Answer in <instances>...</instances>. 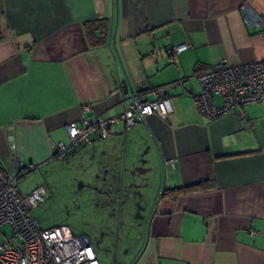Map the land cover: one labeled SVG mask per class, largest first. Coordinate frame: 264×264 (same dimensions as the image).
Returning <instances> with one entry per match:
<instances>
[{"label": "crops", "instance_id": "1", "mask_svg": "<svg viewBox=\"0 0 264 264\" xmlns=\"http://www.w3.org/2000/svg\"><path fill=\"white\" fill-rule=\"evenodd\" d=\"M92 18L109 24L96 46L83 26ZM223 56L264 60V0H0V155L21 163L12 169L20 176L50 161L52 144L68 143L69 122L127 107L120 81L147 89L142 98L164 96L166 117L118 121L75 151L98 158L99 180L142 177L153 196L163 178L176 187L160 199L147 238L142 201H119L133 230L113 263L132 264L144 248L134 264H264V100L209 118L192 97L197 74Z\"/></svg>", "mask_w": 264, "mask_h": 264}, {"label": "built area", "instance_id": "2", "mask_svg": "<svg viewBox=\"0 0 264 264\" xmlns=\"http://www.w3.org/2000/svg\"><path fill=\"white\" fill-rule=\"evenodd\" d=\"M252 23L258 25L259 18ZM186 47V44H180L168 49V53L175 54ZM197 78L201 90L192 93V97L198 111L209 118L237 106L264 100V60L233 63L223 56L216 65L200 71ZM214 95L220 96V105L213 101ZM127 101V107L116 115L99 116L80 124L69 122L66 125L68 143L58 141L52 144L56 156L61 158L81 141L89 142L95 133L105 137L107 127L113 123L123 121L129 128L136 120L152 113L166 117L171 109L164 96L143 99L138 93H133ZM14 167L20 169L21 163H14ZM13 168L0 155V230L5 224L11 228L10 236H4L0 242V264H100L95 247L86 234H73L64 225L40 226L32 210L43 201L46 190L44 186L37 185L27 194H22L18 187L21 176L19 172L14 173Z\"/></svg>", "mask_w": 264, "mask_h": 264}, {"label": "rangeland", "instance_id": "3", "mask_svg": "<svg viewBox=\"0 0 264 264\" xmlns=\"http://www.w3.org/2000/svg\"><path fill=\"white\" fill-rule=\"evenodd\" d=\"M94 158V155L84 158L76 152L65 159L55 157L34 168H24L22 172L25 174L19 178L18 187L22 194H27L37 185L44 186L47 196L32 210L40 226L64 225L73 234H86L95 247L99 263L113 264L115 252L121 253L122 236H127L133 230L125 220V210L119 201L124 203L130 195L137 202L142 199L140 195L135 196L136 190H130L131 186L125 185V180L117 182L118 178L112 177L108 181L97 179L95 164L98 158ZM108 171L111 173V168ZM120 185L122 188L119 190ZM146 192L151 196L154 194L151 186ZM140 210L143 214L146 212ZM117 229L121 231V238L118 237ZM10 231L7 224L1 227L0 242L4 236H10ZM102 231L108 233L103 241L100 240Z\"/></svg>", "mask_w": 264, "mask_h": 264}, {"label": "water", "instance_id": "4", "mask_svg": "<svg viewBox=\"0 0 264 264\" xmlns=\"http://www.w3.org/2000/svg\"><path fill=\"white\" fill-rule=\"evenodd\" d=\"M115 26H116V23H115ZM115 28V27H114ZM115 31V29H114ZM114 35H115V32L113 33V36H112V41L114 40ZM121 84L119 85V87H121V92H124V93H127V89L123 90V88H128V90L130 91L131 95L135 92L134 89H132L130 83H127L125 84L124 81H120ZM126 82H128V79L126 78ZM166 170H165V166L163 168V174H165ZM148 179V178H147ZM144 178H142L138 183L135 182H132L131 184H129V186H140V188L144 189V191H136V194L137 195H140L141 196V201H142V204H139V208L144 210V211H148L149 210V215L148 217L145 218L144 215H141L140 218H142L144 221H145V227H146V238L149 234V230H150V226H151V223L153 221V218H154V215L156 214V208H157V205L160 201V199L162 197H167L169 194L168 193H171L173 192L176 187H168L166 186V178H163V181L159 187V190L157 191L156 195L155 196H151L149 193L146 192L147 188H149L151 186V191H152V182L151 180H146L145 182H143ZM153 200V205L151 207V209H149V205H150V202ZM140 201V202H141ZM141 233V231H139ZM144 249V248H143ZM143 249L141 250V252L143 251ZM140 252V254H141ZM139 254V255H140ZM138 255V256H139ZM138 256L136 257V259H134V261L132 262V264H134L136 261H137V258Z\"/></svg>", "mask_w": 264, "mask_h": 264}, {"label": "trees", "instance_id": "5", "mask_svg": "<svg viewBox=\"0 0 264 264\" xmlns=\"http://www.w3.org/2000/svg\"><path fill=\"white\" fill-rule=\"evenodd\" d=\"M109 24H108V21H107V19L106 18H92V19H87V20H84L83 21V26H84V30H85V36H86V39H87V41H88V44L89 45H92V46H96V45H99V44H102V43H105L107 40H108V36H109V26H108ZM143 90H147V89H141L139 92H138V95H143V93L141 92V91H143ZM143 99H145V98H143ZM102 117H108V116H102ZM137 121V120H136ZM136 121H135V123H136ZM134 123V124H135ZM114 124V123H113ZM113 124H111V125H109L108 127H107V135L105 136V137H102L101 135H100V133H95V134H93V135H91L90 136V141L89 142H86V141H81L79 144H77V145H74L73 147H72V149L70 150V151H68V152H71L69 155H72V154H74L75 153V151H77L78 149H80L82 146H84V145H86V144H89L92 140H94V139H104V138H106L108 135H109V133H110V128H111V126L113 125ZM125 124V123H124ZM133 124V125H134ZM126 126V125H125ZM67 152V153H68ZM66 153V154H67ZM66 154H64L63 156H65ZM57 153L56 152H54L53 151V153H52V158H58L57 156ZM62 156V157H63ZM68 156V155H67ZM67 156H65V158L67 157ZM61 157V158H62ZM64 158V157H63ZM45 188V187H44ZM45 190H46V188H45ZM175 191V193H176V190H174ZM174 191H173V196L175 195V193H174ZM46 194H47V191H46ZM46 196L47 195H45V198H46ZM45 198L43 199V201L45 200ZM43 201H41V202H43ZM40 202V203H41ZM39 203V204H40ZM38 204V205H39ZM37 205V206H38ZM36 206V207H37Z\"/></svg>", "mask_w": 264, "mask_h": 264}, {"label": "flooded vegetation", "instance_id": "6", "mask_svg": "<svg viewBox=\"0 0 264 264\" xmlns=\"http://www.w3.org/2000/svg\"><path fill=\"white\" fill-rule=\"evenodd\" d=\"M70 153H71V152H68L65 156H67V155H68V156H71V155H69ZM65 156H63L64 158L62 157V158H60V159H65ZM68 156H67V157H68ZM67 157H66V158H67ZM137 215H138L139 217H141L142 214H141V212H138ZM141 219H142V218H141ZM143 221H144V220H143ZM107 230H109V228H107ZM110 231H111V230H109V232H110ZM107 234H108L107 231H102V233H101V235H100V237H101L100 240L103 241V238H106V237H107ZM113 234H114V236L116 237V234H115L114 232H113Z\"/></svg>", "mask_w": 264, "mask_h": 264}]
</instances>
